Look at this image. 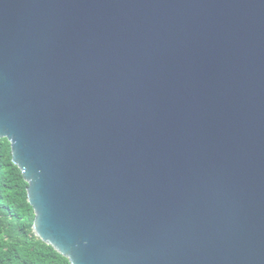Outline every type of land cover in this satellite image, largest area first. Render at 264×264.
<instances>
[{
  "label": "water",
  "instance_id": "95a60500",
  "mask_svg": "<svg viewBox=\"0 0 264 264\" xmlns=\"http://www.w3.org/2000/svg\"><path fill=\"white\" fill-rule=\"evenodd\" d=\"M70 264H264V0H0V140Z\"/></svg>",
  "mask_w": 264,
  "mask_h": 264
},
{
  "label": "trees",
  "instance_id": "16d2710c",
  "mask_svg": "<svg viewBox=\"0 0 264 264\" xmlns=\"http://www.w3.org/2000/svg\"><path fill=\"white\" fill-rule=\"evenodd\" d=\"M27 186L12 163L9 142L0 140V264H70L33 233Z\"/></svg>",
  "mask_w": 264,
  "mask_h": 264
}]
</instances>
